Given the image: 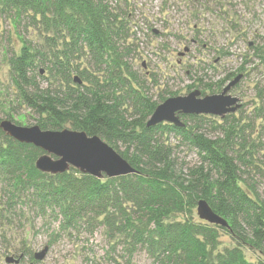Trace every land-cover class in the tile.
<instances>
[{"label":"trees","instance_id":"trees-1","mask_svg":"<svg viewBox=\"0 0 264 264\" xmlns=\"http://www.w3.org/2000/svg\"><path fill=\"white\" fill-rule=\"evenodd\" d=\"M122 1L129 3L0 0V18H10L17 28L27 23L42 38L39 47L23 40L9 59L16 97L36 115L37 125L97 135L137 172L112 178L74 167L45 173L36 167L45 151L0 128V194L9 208L24 202L38 215H55L63 232L102 225L109 241L122 243L130 255L146 251L154 264H264V197L253 180L257 164L245 127L236 118L230 121L231 113L218 126L222 136L217 138L202 131L205 114L182 115L183 127L147 125L167 97L154 100L147 79L130 61L137 44L133 18ZM38 77L48 78L46 87ZM5 109L0 86V122L5 112L21 125ZM181 145L196 151V164L179 162ZM201 199L228 227L194 216ZM223 233L233 246L221 249ZM246 248L257 258H250Z\"/></svg>","mask_w":264,"mask_h":264},{"label":"rangeland","instance_id":"rangeland-1","mask_svg":"<svg viewBox=\"0 0 264 264\" xmlns=\"http://www.w3.org/2000/svg\"><path fill=\"white\" fill-rule=\"evenodd\" d=\"M120 5L133 18L132 39L137 47L130 61L147 79V92L154 100L160 94L169 98L195 89L204 91L203 95L221 93L242 75L229 92L241 104L231 113L230 121L236 118L245 127L246 138L254 146L257 167L252 176L264 197V0H129L128 5L124 1ZM23 40L38 47L42 43L39 32L27 23L17 28L10 18H0V86L5 111L21 125L33 126L37 125L36 115L16 97L9 62L20 52ZM38 68L43 76H49L43 65ZM153 77L156 83H152ZM38 78L46 87L48 78ZM207 116L202 131L212 138L222 136L218 126L224 118ZM1 117L7 119L8 115L2 112ZM176 155L184 167L199 161L196 151L187 145L178 147ZM2 195L0 264H11L6 258L20 255L24 257L19 264H154L146 251L138 249L130 255L122 243L109 241L102 225L84 224L63 232L55 215H38L24 202L9 208ZM194 216L198 217L196 208ZM233 245L223 233L221 249ZM46 246L49 251L43 260L31 258ZM245 251L250 258H257L253 250Z\"/></svg>","mask_w":264,"mask_h":264},{"label":"water","instance_id":"water-1","mask_svg":"<svg viewBox=\"0 0 264 264\" xmlns=\"http://www.w3.org/2000/svg\"><path fill=\"white\" fill-rule=\"evenodd\" d=\"M241 78L242 75L236 77L221 93L202 96L201 90L195 89L186 95L169 97L156 107L147 125L155 126L166 122L183 127L185 123L181 116L192 114L224 118L241 106L239 98L229 93ZM75 81L80 82L77 77ZM0 128L19 142L33 144L45 151L36 161V167L45 173L60 174L74 167L98 178H112L137 172L102 138L97 135L89 136L85 131L68 128L43 130L39 125L23 126L10 119H3ZM197 215L208 223L228 227L227 220L218 215L205 199L199 200ZM48 251L49 247H44L42 251L35 253V259L43 260ZM6 261L18 264L20 258L9 256Z\"/></svg>","mask_w":264,"mask_h":264},{"label":"flooded vegetation","instance_id":"flooded-vegetation-1","mask_svg":"<svg viewBox=\"0 0 264 264\" xmlns=\"http://www.w3.org/2000/svg\"><path fill=\"white\" fill-rule=\"evenodd\" d=\"M235 86H236V84H235ZM235 86H233V87H235ZM233 87H232V88H233ZM201 92H202V91H201ZM202 96H205V95L202 94ZM23 257H24V256H23ZM23 257H22V258H23ZM22 258H21V260H22ZM20 262H21V261H20Z\"/></svg>","mask_w":264,"mask_h":264}]
</instances>
